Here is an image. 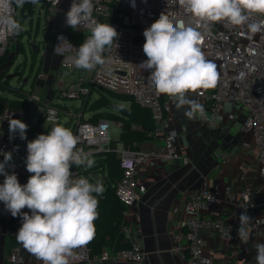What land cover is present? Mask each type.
I'll return each instance as SVG.
<instances>
[{
	"label": "built area",
	"instance_id": "obj_1",
	"mask_svg": "<svg viewBox=\"0 0 264 264\" xmlns=\"http://www.w3.org/2000/svg\"><path fill=\"white\" fill-rule=\"evenodd\" d=\"M40 2L41 13L45 10L50 12L49 20L47 19L49 23L55 10L63 3L61 9L63 25L58 31L54 30L55 37L50 41L52 53L63 56L59 60L55 80L57 99L44 103L35 94L31 93L27 97L29 103L36 104V122L45 123L50 130L51 125H59L65 120L63 126L68 122L67 128L71 129L80 141L77 148H90L86 153L110 151V127L117 126L120 131L122 125L120 122L106 119H99L97 122L88 120L89 114L82 110L81 103L91 96L92 88L130 96L137 105L150 111L153 122V130L148 139L140 142L134 149L122 147L115 150L121 178L116 182L114 192L124 206L123 217L127 222L120 230L123 235L134 234L128 247L115 256L108 250L93 255L85 244L75 250L77 258L72 263L118 264L119 261H125L142 264L145 253L142 249V235L134 225V204L138 195L145 193L149 188L148 178L162 169L167 174L179 159L176 149L177 132L171 122L173 100L168 96L158 95L148 80L151 70H147L143 65L147 60L143 52L145 43L143 32L159 18L162 12L171 14L174 23L179 27L189 23V15L180 7L178 0H93L92 20L110 24L119 35L116 40L118 48L116 49L114 44L111 51L103 54L108 63L103 66L97 65L93 70L88 71L75 66L74 60L79 46L71 45L65 33L66 13L72 0H40ZM16 10L17 8L15 14ZM253 19H264V16L256 15ZM76 30L83 34L84 40L91 34L90 28L86 26ZM199 31L202 33L200 47L206 58L217 65L219 75L215 88L198 89L194 93L193 99L203 105L206 113L203 118L197 115L198 121L208 129H215L227 118L224 105H235L244 109L245 119L241 130L248 133L254 142L257 173L264 188V29L252 34L246 26L234 27L226 22H217L208 25L207 28L202 27ZM61 36L67 40V43L57 46L61 43L58 39ZM9 40L16 43L14 37H9L6 47L0 45L4 47L0 56L8 49ZM36 44L40 51L42 48L45 51L48 47L46 41ZM74 48L76 51H73ZM71 58H74L73 62L69 61ZM44 77V70H39L37 79L41 80ZM60 98L77 101L78 105H62L58 102ZM62 113L63 117H61ZM25 117L26 108L14 110L4 107L0 111V122ZM18 134L19 132L15 133L14 138L10 139V133L7 132L0 139V162L4 160V153L12 154V160L5 167V171L9 174L17 167L14 157L17 153ZM34 135L37 136V133L35 132ZM70 171L74 174V178L84 177L80 167L72 165ZM4 179V175H0V184H3ZM239 179L244 181V187H237L230 181L222 188L218 186L202 188L189 192L183 198L180 210H176L183 233L171 235V240L175 244L172 251L178 250L176 243L180 239L184 240L182 255L186 264H227L226 258L216 259L214 253L204 249L206 238L210 235L214 236L227 246L237 241L238 217L244 209H247V214L252 217L249 240L253 248L262 241L258 234L264 227V218L255 215V203L250 198L252 187L249 180H246L243 174ZM223 204L234 208L235 217L232 220L214 214V208ZM22 212L31 214L27 208L22 209ZM21 226L22 218L14 217L7 231L8 235L16 239ZM20 260L19 245L16 244L10 250L8 261L10 264H18ZM39 264H42V261Z\"/></svg>",
	"mask_w": 264,
	"mask_h": 264
},
{
	"label": "clouds",
	"instance_id": "obj_2",
	"mask_svg": "<svg viewBox=\"0 0 264 264\" xmlns=\"http://www.w3.org/2000/svg\"><path fill=\"white\" fill-rule=\"evenodd\" d=\"M25 3L37 4L39 0H0V45L6 47L9 37L23 31L15 18V9ZM189 15V23L179 27L171 14L162 12L157 20L143 32V63L149 82L158 95L170 97L179 110L187 106L184 115L189 119L206 113L202 104L190 99L188 93L198 89L215 88L218 80L217 65L207 59L200 47V28L217 22L234 27L246 26L252 34L264 29V0H178ZM15 5V7H13ZM93 0H72L66 13V25L72 29L86 26L90 36L79 46L74 63L77 68L91 71L97 65H105L106 51L113 45L118 48V32L108 23L94 22ZM251 21V22H250ZM57 46L67 43L62 36ZM0 47V52L4 50ZM28 125L19 119L9 120L10 139L19 132L26 139ZM80 143L71 129L54 126L48 134H40L27 143L26 169L30 175L21 185L15 173L5 167L12 154L4 153L0 162V201L13 217L22 218V226L16 234L17 242L42 264H72L75 250L87 244L95 233L94 222L98 218V199L104 187L90 183L85 177L74 178L70 171L86 165L93 167L91 153L77 148ZM95 193L96 195H93ZM211 199V197H210ZM27 208L28 212H22ZM237 237L247 243L250 238L252 217L244 209L238 217ZM256 262L264 264V243L256 245Z\"/></svg>",
	"mask_w": 264,
	"mask_h": 264
},
{
	"label": "crops",
	"instance_id": "obj_3",
	"mask_svg": "<svg viewBox=\"0 0 264 264\" xmlns=\"http://www.w3.org/2000/svg\"><path fill=\"white\" fill-rule=\"evenodd\" d=\"M54 14H58V19L48 28L58 31L63 25L60 19L61 9H56ZM44 55L46 56L42 70L45 77L36 80L31 89L32 94L37 95L45 103L57 99L55 80L60 59L53 53L44 52ZM73 60L74 58H71L69 61L73 62ZM26 89H30V85L29 88L26 85ZM188 96L193 99L194 93H188ZM186 108L187 106L178 110L175 103L173 101L171 103V122L177 132L176 149L179 154L176 165L171 167L167 174L164 169L154 172L148 178L149 188L145 193L138 195L134 204V225L142 235V249L145 253L142 264H186L182 255L184 240L180 239L176 243L178 250L172 251L175 244L172 243L171 235L183 233L176 210H180L182 200L189 192L213 186L222 188L230 181L237 187H244V181L239 179L243 174L252 187L250 198L255 203V215L264 218V188L257 173L255 145L251 136L241 130L245 119L244 109L240 106L224 105L223 109L227 114L225 122L215 129H208L199 123L197 116L194 119L187 118L184 115ZM35 111L36 104L29 103L26 107V117L19 119L28 125L27 138L22 140L19 134L17 136V153L14 157L17 167L10 174L15 173L21 185H25L32 175L26 169L27 143L38 135H46L50 131L47 129V132L44 130L41 133L39 124L35 120ZM7 132H9V122H0V139ZM35 132L37 136L34 135ZM122 147L118 144L116 149ZM214 214L232 220L235 217V210L223 204L214 208ZM13 218L4 203L0 201V264H10L8 255L11 248L8 249L7 242L11 236L7 231ZM133 235V233L124 235L123 241L128 245ZM258 235L262 238L258 244L264 243V227ZM205 243L204 249L207 252L214 253L216 259L226 258L227 264H257V252L251 240L245 243L238 239L227 246L220 239L210 235ZM17 244L21 258L18 264L40 263L18 242ZM118 264L133 263L119 261Z\"/></svg>",
	"mask_w": 264,
	"mask_h": 264
},
{
	"label": "trees",
	"instance_id": "obj_4",
	"mask_svg": "<svg viewBox=\"0 0 264 264\" xmlns=\"http://www.w3.org/2000/svg\"><path fill=\"white\" fill-rule=\"evenodd\" d=\"M25 8L28 9L29 12L31 11L30 4L25 3L23 9ZM43 15L45 24H47V19L50 15L49 10H45ZM65 33L71 45L80 46L82 44L84 36L81 32L66 25ZM15 48L17 50L14 53L16 57L18 51L23 48L20 40H17ZM29 50L32 54L30 47ZM32 56L35 57L33 54ZM14 59L11 66L14 63ZM5 61L6 57L0 58V65H3ZM40 65L33 74L30 89H26V83L24 84L21 78H16L18 81L12 84V80H7L5 78L8 71L3 74L0 79V111H2L4 107L14 110L27 107L29 104L27 97L32 93L31 88L35 82V74L40 70ZM24 66L25 59L23 63H19L15 66V71L24 70ZM30 69H33V64L30 66ZM22 74L23 72L19 73V77H22ZM4 84L7 85L9 88L8 90L7 87L4 89L2 88ZM95 89L98 90L99 88H92V91ZM112 99L127 102L128 105L120 106L117 101H113ZM51 101L52 99L50 102ZM94 103L96 107L91 108ZM109 104H114L120 107V109L113 110L108 107ZM61 108L66 107L61 106ZM81 108L83 111L88 112V120L90 122L106 119L108 121L120 122L122 125L118 139L116 141L111 140L109 143L110 151L91 153V158L95 161L93 167L88 168L86 165L80 166L81 173H83L84 177L87 178L90 183H101L104 187L103 194L97 196L99 201L98 218L94 222V237L87 243V246L93 255H97L103 250H108L114 255L128 247L127 243L123 241L124 235L120 230L121 227L127 223L123 217L124 206L114 192L115 184L121 178V170L115 150L118 144L126 148L129 147L134 149L140 142L148 139L149 134H151L153 130L152 117L149 110L137 105L130 96L112 93L107 90H104V94H100L99 97L93 101H90V97L83 100ZM61 117H63V113ZM64 127H68V122L65 123ZM82 149L88 152L90 148L82 147ZM97 174L103 175L102 179H94V175ZM93 195L96 194L93 193ZM16 244V240L11 237L7 242V247L8 249H12Z\"/></svg>",
	"mask_w": 264,
	"mask_h": 264
},
{
	"label": "rangeland",
	"instance_id": "obj_5",
	"mask_svg": "<svg viewBox=\"0 0 264 264\" xmlns=\"http://www.w3.org/2000/svg\"><path fill=\"white\" fill-rule=\"evenodd\" d=\"M40 5H41L40 0H39V3H37V4H30V6H31L30 12L26 8L23 9V7L17 8L15 18L22 25L23 31H21L19 33V35L15 36L14 40H16V42H17V40H20L23 48L18 51V54L15 57L14 53L17 51L15 48L16 43H13L14 42L13 40H9L8 49H6L4 51V53L0 56V58L6 57L5 63L3 65H0V79L2 78L3 74L7 71H8V74L12 73V72H19V73L23 72L22 77L18 76L16 78H21V80L23 81L24 78L27 79L29 77L28 82L26 83L27 88H29V85H30L31 80L33 78V74L36 72V68L40 64H41L40 70H42L44 68V66H43L45 63L44 58L46 56V55H44V52L45 53L46 52L52 53V50L50 51V49L52 47V44L50 43V41H52V39L55 37V34H56V31L53 32L49 28L54 24V22L57 21L58 14L57 15L54 14V16L50 20V24H49L48 20H47V24H45V18L43 15L44 12L41 13ZM62 8H63V3L57 8V10L62 9ZM23 15L26 16V19L22 21L21 18ZM60 19L62 21H64L62 12H61V18ZM34 36H35V39H34ZM43 41L47 42L48 47L46 48L45 51L42 48L40 53L37 56L33 57L32 54L30 53V50H29V43L30 42L42 43ZM84 41L85 40H83V42ZM41 45H43V44H41ZM73 51H76L75 48L73 49ZM54 55H56L59 59H61V57L63 56L62 54H59V53H56ZM42 56H44V57H42ZM47 56H48V54H47ZM14 57H15V59H14ZM13 59H14V63L11 66ZM24 59H25L24 70L15 71V66L19 63H23ZM32 64H33V69H30V66ZM48 64H52V63L48 62ZM38 72H37V74H35L36 75L35 81L38 80L37 79ZM16 78L11 79L12 84H14L16 81H18V79H16ZM6 87H7L6 84L2 85L3 89ZM8 89L9 88L7 87V90ZM98 90L95 89L92 91L91 96H90V101L95 100L97 97H99L100 94H104V90H101V89H98ZM112 100L117 101L115 99H112ZM58 102L62 105H66V106H77L78 105L77 101L66 100V99H62V98H60L58 100ZM117 102L119 103L120 106H127L128 105L127 102H124V101L123 102L117 101ZM95 107H96V104L94 103L91 108H95ZM64 122H65V120H62L59 125L63 126ZM39 127L41 129V133L44 130H47L45 123H40ZM53 127H54V125H51L50 131ZM119 133H120L119 128L117 126L111 125L110 130H109L110 140H117Z\"/></svg>",
	"mask_w": 264,
	"mask_h": 264
},
{
	"label": "water",
	"instance_id": "obj_6",
	"mask_svg": "<svg viewBox=\"0 0 264 264\" xmlns=\"http://www.w3.org/2000/svg\"><path fill=\"white\" fill-rule=\"evenodd\" d=\"M26 19V16L25 15H23L22 16V18H21V20L23 21V20H25ZM29 47H30V49H31V52H32V54L34 55V56H37L39 53H40V48H39V46H38V44H36V43H34V42H30L29 43ZM19 76V72H12V73H9V74H7L6 76H5V78L6 79H8V80H11V79H14V78H16V77H18ZM27 82V79H23V83H26ZM108 107L109 108H111V109H113V110H119L120 109V107H118V106H116V105H114V104H109L108 105ZM102 176H98V175H94V178L95 179H99V178H101ZM73 264V263H72Z\"/></svg>",
	"mask_w": 264,
	"mask_h": 264
}]
</instances>
